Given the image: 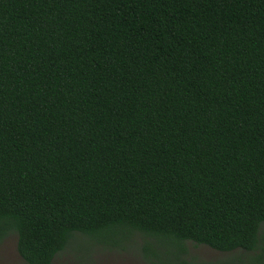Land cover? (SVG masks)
Here are the masks:
<instances>
[{"label": "trees", "instance_id": "trees-1", "mask_svg": "<svg viewBox=\"0 0 264 264\" xmlns=\"http://www.w3.org/2000/svg\"><path fill=\"white\" fill-rule=\"evenodd\" d=\"M11 231L25 264L79 234L264 255V0H0Z\"/></svg>", "mask_w": 264, "mask_h": 264}, {"label": "rangeland", "instance_id": "rangeland-1", "mask_svg": "<svg viewBox=\"0 0 264 264\" xmlns=\"http://www.w3.org/2000/svg\"><path fill=\"white\" fill-rule=\"evenodd\" d=\"M136 242L127 241L121 245L104 244L93 241L83 234L77 235L64 250L58 252L56 264H162L167 262L143 250L144 238ZM18 235L11 231L0 240V264H25L17 249ZM163 250L166 249L161 245ZM261 249L252 252L238 249L222 252L207 245L187 242V252L181 255L185 264H264ZM261 252V253H260Z\"/></svg>", "mask_w": 264, "mask_h": 264}]
</instances>
